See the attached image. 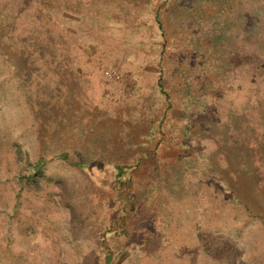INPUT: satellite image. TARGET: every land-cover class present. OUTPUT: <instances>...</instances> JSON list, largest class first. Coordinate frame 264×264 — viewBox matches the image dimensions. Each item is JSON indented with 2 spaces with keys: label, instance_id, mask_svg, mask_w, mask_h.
<instances>
[{
  "label": "rangeland",
  "instance_id": "obj_1",
  "mask_svg": "<svg viewBox=\"0 0 264 264\" xmlns=\"http://www.w3.org/2000/svg\"><path fill=\"white\" fill-rule=\"evenodd\" d=\"M64 1V62H30L26 27L0 21V264H264V147H228L243 204L187 165L197 28L165 0Z\"/></svg>",
  "mask_w": 264,
  "mask_h": 264
},
{
  "label": "trees",
  "instance_id": "obj_2",
  "mask_svg": "<svg viewBox=\"0 0 264 264\" xmlns=\"http://www.w3.org/2000/svg\"><path fill=\"white\" fill-rule=\"evenodd\" d=\"M71 1L64 2L73 3L74 0ZM25 2L0 0V21L9 28H16L18 21L20 26L26 27L28 34L22 36V42L27 44L30 62H64L63 57H58L59 42L56 40L62 30L61 0H29L24 7ZM165 3L176 5L174 9L180 13V20H185L182 21L184 29L187 25L190 29L197 28L189 40L196 45L203 59L199 66L200 84H189L186 88L184 110L188 128L182 140L185 153L193 155L187 159V165L229 199L243 204L235 182L224 174L227 167L224 164L228 163L230 167L229 154L236 155L228 147L236 150L239 146L243 152H248L243 143L248 148L252 145L264 147L263 141L259 144L260 139H264V0H165ZM32 12L33 17H28ZM156 19L163 27L159 13ZM202 28L205 30L200 37ZM38 40L43 43L39 44ZM44 45L48 46L47 51ZM50 68L52 66L48 70ZM162 81L161 75L159 86L163 90ZM238 94L243 96L239 103L235 96ZM168 107H171L170 103ZM194 108L198 109L197 115ZM224 111L226 119L222 117ZM195 125H198L203 147L192 144L195 134L191 128ZM254 135L258 138L257 144L253 142ZM140 159L133 163H139ZM45 163V158L38 160L37 174L42 172ZM76 164L90 167L80 161ZM110 165L116 171V179L122 181L126 170L135 164ZM244 169L249 170L247 164ZM37 174L33 176L34 181ZM244 205L247 209L251 207L248 203Z\"/></svg>",
  "mask_w": 264,
  "mask_h": 264
},
{
  "label": "built area",
  "instance_id": "obj_3",
  "mask_svg": "<svg viewBox=\"0 0 264 264\" xmlns=\"http://www.w3.org/2000/svg\"><path fill=\"white\" fill-rule=\"evenodd\" d=\"M105 75L108 79L114 81H120L122 79V74L116 69H107Z\"/></svg>",
  "mask_w": 264,
  "mask_h": 264
}]
</instances>
